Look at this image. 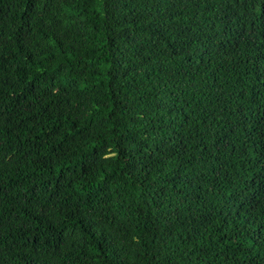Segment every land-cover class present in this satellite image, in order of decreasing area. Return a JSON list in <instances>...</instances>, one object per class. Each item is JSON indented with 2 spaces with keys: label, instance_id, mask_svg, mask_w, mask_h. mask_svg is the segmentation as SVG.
I'll list each match as a JSON object with an SVG mask.
<instances>
[{
  "label": "trees",
  "instance_id": "1",
  "mask_svg": "<svg viewBox=\"0 0 264 264\" xmlns=\"http://www.w3.org/2000/svg\"><path fill=\"white\" fill-rule=\"evenodd\" d=\"M0 264H264V0H0Z\"/></svg>",
  "mask_w": 264,
  "mask_h": 264
}]
</instances>
